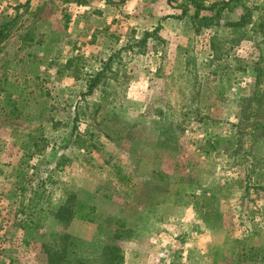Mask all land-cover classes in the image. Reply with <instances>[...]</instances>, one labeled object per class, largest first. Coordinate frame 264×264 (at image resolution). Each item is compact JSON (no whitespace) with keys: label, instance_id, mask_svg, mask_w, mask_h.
<instances>
[{"label":"rangeland","instance_id":"1","mask_svg":"<svg viewBox=\"0 0 264 264\" xmlns=\"http://www.w3.org/2000/svg\"><path fill=\"white\" fill-rule=\"evenodd\" d=\"M86 2L0 0V264H264V0L97 60Z\"/></svg>","mask_w":264,"mask_h":264},{"label":"crops","instance_id":"2","mask_svg":"<svg viewBox=\"0 0 264 264\" xmlns=\"http://www.w3.org/2000/svg\"><path fill=\"white\" fill-rule=\"evenodd\" d=\"M85 1H87V5L83 8L82 13L85 12L86 14H90L88 20L91 22V25L88 29L83 31V36H87L91 41L82 43L80 35L75 41V46L83 47L84 45H91L94 48L93 50L95 52L96 60L97 58H101L102 53L113 52L114 50L119 51L127 43L138 41L142 38L143 34L155 29V26H157L158 23L161 27L156 34L161 39H165V37L162 36V33L163 29H166L167 24L171 27L174 26V29L171 28V35L173 32H175L174 34H177L176 26L180 21L177 15L180 14L179 9L186 11L188 32L196 35L194 26L191 23V17L195 12L196 7L200 5L210 7L214 4L224 2L225 6L221 15L226 14L228 11L231 13L234 11L236 14V17L232 20L234 22H238L242 18L245 7L255 9V7L259 5L258 0H175L177 1L175 5L172 2L168 3V0ZM240 8L241 11L238 13V9ZM213 13V11L200 10L199 17L210 16ZM162 15L169 17L164 21H161L160 18H162ZM80 19V17L77 18L75 22L74 18L73 26L79 27V31H82V29H80L82 26ZM212 27V25L201 26V30L197 33L200 36L202 35L204 39L205 36H208L206 34ZM215 44H217L216 41Z\"/></svg>","mask_w":264,"mask_h":264},{"label":"trees","instance_id":"3","mask_svg":"<svg viewBox=\"0 0 264 264\" xmlns=\"http://www.w3.org/2000/svg\"><path fill=\"white\" fill-rule=\"evenodd\" d=\"M26 1L29 2L30 0H26ZM224 6H225V4L223 2V3H219V4H214L210 7H204L202 5L196 7V10L191 17V23L193 24L195 31L199 32L201 30L200 29L201 26L212 25L213 21L220 17L221 12L224 9ZM200 10L213 11L214 13L210 16L199 17V11ZM246 18L247 17L241 18L239 20V22L246 19ZM235 26H237V25H235ZM4 30H5V28L0 29V38L3 36ZM155 30H157V29H155ZM147 36H149V33H145L143 35L142 39L139 42H137L138 46L145 44V42L147 41ZM111 60H112V58L110 57V59H108V61H111ZM70 65H71V61H67V63L64 65L63 68L67 69L68 67H70ZM99 74L100 73H96L93 78L91 77L89 79V81H88L89 83L87 85V91H88L87 93H90L91 90L93 89V87L95 86V84L98 83ZM207 143L210 145V148L214 149L216 144L218 143V139H216L214 142L207 141ZM57 166H59V165H57ZM122 180L123 179H121L120 182H122ZM93 211H94V207L87 205L83 201H78L76 204V207L73 210L72 216L77 217L81 221L92 223L94 221V218L90 217L89 215L91 213H93ZM63 264H69V263L67 261H64Z\"/></svg>","mask_w":264,"mask_h":264}]
</instances>
